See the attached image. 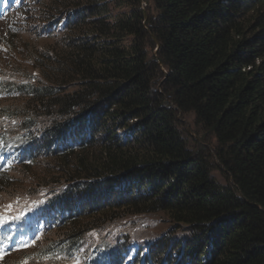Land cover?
Masks as SVG:
<instances>
[{"label":"trees","instance_id":"1","mask_svg":"<svg viewBox=\"0 0 264 264\" xmlns=\"http://www.w3.org/2000/svg\"><path fill=\"white\" fill-rule=\"evenodd\" d=\"M39 2L0 79V245L264 264V0Z\"/></svg>","mask_w":264,"mask_h":264},{"label":"rangeland","instance_id":"2","mask_svg":"<svg viewBox=\"0 0 264 264\" xmlns=\"http://www.w3.org/2000/svg\"><path fill=\"white\" fill-rule=\"evenodd\" d=\"M37 1L39 0H0V79H7L14 73V63L21 57L18 49L19 32L39 26L40 9ZM189 124V133L198 139ZM157 222L155 226L148 223L155 233L160 234L169 229L168 223ZM16 253L17 250L11 254H0V264H33L32 260L21 261L19 253Z\"/></svg>","mask_w":264,"mask_h":264}]
</instances>
